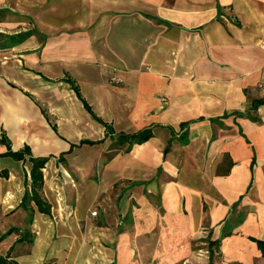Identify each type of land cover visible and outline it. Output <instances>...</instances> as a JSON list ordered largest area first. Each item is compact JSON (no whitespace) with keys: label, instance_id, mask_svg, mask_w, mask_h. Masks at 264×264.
Instances as JSON below:
<instances>
[{"label":"crops","instance_id":"0c3cea01","mask_svg":"<svg viewBox=\"0 0 264 264\" xmlns=\"http://www.w3.org/2000/svg\"><path fill=\"white\" fill-rule=\"evenodd\" d=\"M71 84L112 137L153 134L103 157L98 182L94 164L70 161L111 139ZM256 100L264 101V0H0V134L12 151L28 146L48 158L42 197L51 207H20L31 164L3 156L0 144V257L175 264L205 228L226 263L264 264L251 240L264 242V104L254 108ZM184 131L188 141L173 142ZM25 234L31 244L18 241Z\"/></svg>","mask_w":264,"mask_h":264},{"label":"trees","instance_id":"16d2710c","mask_svg":"<svg viewBox=\"0 0 264 264\" xmlns=\"http://www.w3.org/2000/svg\"><path fill=\"white\" fill-rule=\"evenodd\" d=\"M28 35H30V33H26L21 36L6 37V39L12 40L14 38H23ZM71 87L73 91L75 92L77 98L82 101L84 109L88 113H90L98 123L104 126L105 136H108L111 139V144L109 146L110 149H116L119 151H123L124 153H128L130 152V150L132 149L134 145L143 144L147 142L153 136L151 128H144L132 134L112 137V134H113L112 127L104 123L101 119L97 118L93 114L90 106H88L87 103L81 98L77 87H74L72 84H71ZM261 104H264V101L256 100L253 107L256 108L258 105H261ZM184 125L185 124H181V127H183ZM52 130L56 132V129L54 126L52 127ZM102 141L103 140L93 142L89 140H81L79 142V146L99 144ZM0 144L6 147V152L3 154V156L12 158L15 161H22L23 163L25 161H28L31 164L30 171H29L30 183L29 185L26 184L25 186V191L21 198L20 207L26 210L30 204H34L39 213L49 214L51 207L47 203V201L42 197V190H43V184H44L43 169L45 168V164L47 163L48 158L33 157L30 153V149L28 146H25L22 150H19V151H12L10 148V143L4 133L0 134ZM70 147H71L70 149H72L75 146L71 145ZM164 152L166 153V149L164 150ZM26 157H27V160H26ZM6 174H7L6 171L0 172V176L5 177ZM32 213H33V210H31L30 212V219H29L30 221H31ZM251 240L256 244L257 249L261 252L262 257L264 258V242L257 240V239H251ZM18 241L19 242L25 241L26 243L31 244L32 238L29 234H25ZM208 244L210 248H214L215 250H218L220 242L218 240H215V241L208 240ZM9 255H10V251L7 253V256L0 257V264H17L14 260L12 259L9 260V257H10ZM233 264H241V263H233Z\"/></svg>","mask_w":264,"mask_h":264},{"label":"rangeland","instance_id":"374dc122","mask_svg":"<svg viewBox=\"0 0 264 264\" xmlns=\"http://www.w3.org/2000/svg\"><path fill=\"white\" fill-rule=\"evenodd\" d=\"M187 135L188 133L186 131H184L183 133L180 134V136L176 139L173 140V142H176V140L181 139L179 141L182 142H187ZM187 140V141H186ZM114 149L110 150V147L108 149L105 148L104 145H98V146H84L81 147L79 150H75V153H78L79 156L75 161H70L73 165L74 164H78V165H83L86 168L90 167L91 165L94 164L95 168H96V175H95V179L98 182L101 178L99 177V171L101 169L102 163L104 162V160H102V158L104 157V159L110 158L111 155L115 154V151H113ZM177 163L180 166L179 169H183L185 167V161L183 159V156L185 155V150L183 148H180L179 151L177 152ZM101 155H103L101 157ZM67 157V156H66ZM69 161V159H67ZM61 163L59 165H57V167H60L61 165H63L62 162H58ZM26 167H29V164H26ZM71 184L76 183V179L75 178H71ZM127 186H132V184H127ZM132 208V209H131ZM133 207H130V210H133ZM128 210V213H126V215L124 216V221L123 223L125 224H129V226H131V224H133V217L131 215V211ZM149 209L148 210H144V212H141V214H143L145 216V214L149 213ZM185 214V212H184ZM141 216V215H140ZM144 218V217H143ZM141 222H144L142 218L139 219ZM227 223V222H226ZM231 223V219L228 221L227 224H229L230 226ZM141 227H143L141 225ZM205 227V226H204ZM228 229V227H224V230L226 231ZM204 231L207 232V234L203 235L205 236V238H203L200 241H192V242H187L185 243V248L183 251H181L180 249L177 250V255H183L182 257H176L175 259V264H228L226 263L222 256L219 254L218 250H215L214 248H210L209 244H208V238H209V231L206 230L204 228ZM183 252V253H181ZM185 252V253H184ZM192 252V253H191ZM184 256V254H186ZM190 254V255H188ZM233 264V263H232Z\"/></svg>","mask_w":264,"mask_h":264},{"label":"built area","instance_id":"2783aa9c","mask_svg":"<svg viewBox=\"0 0 264 264\" xmlns=\"http://www.w3.org/2000/svg\"><path fill=\"white\" fill-rule=\"evenodd\" d=\"M111 81H112L113 83H116V84H120V83H122V79H121V78H119V77H114V76L111 78ZM96 215H97V211L94 210V211L91 212V216H92V217H95Z\"/></svg>","mask_w":264,"mask_h":264}]
</instances>
